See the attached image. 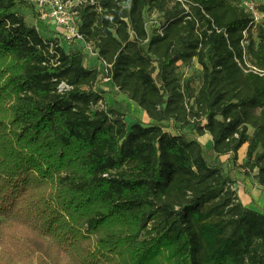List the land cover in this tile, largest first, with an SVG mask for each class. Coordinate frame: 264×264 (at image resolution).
<instances>
[{
	"label": "trees",
	"instance_id": "trees-1",
	"mask_svg": "<svg viewBox=\"0 0 264 264\" xmlns=\"http://www.w3.org/2000/svg\"><path fill=\"white\" fill-rule=\"evenodd\" d=\"M24 5L0 0V264H264V208L184 131L235 164L247 145L238 166L264 189V17L242 0L84 4L101 69ZM154 11L165 23L150 30ZM195 60L198 90L179 72ZM103 78L152 123L107 108Z\"/></svg>",
	"mask_w": 264,
	"mask_h": 264
},
{
	"label": "rangeland",
	"instance_id": "rangeland-1",
	"mask_svg": "<svg viewBox=\"0 0 264 264\" xmlns=\"http://www.w3.org/2000/svg\"><path fill=\"white\" fill-rule=\"evenodd\" d=\"M169 7L173 6V0H167ZM258 5L264 4V0H253ZM22 11L26 14L27 22L31 26H36L38 31L44 38H53L57 34L56 26L50 22L45 21H37L36 15L33 10L27 6H22ZM148 27L151 30L152 28L161 27L165 23V18L163 14H159L158 12H148L146 13ZM56 33V34H55ZM59 35V34H58ZM60 40V38H59ZM62 47L67 51H75L78 48L71 46L67 41L61 40ZM81 50V47H80ZM93 52L88 51L87 63L88 65H94V55ZM95 66H99L96 64ZM100 67V66H99ZM101 68V67H100ZM182 75V84L184 85L188 80L191 81L192 86L195 89H199L202 84L203 71L202 67L198 63V60H195L193 64L190 66L181 67L179 70ZM103 89L105 90V98H106V107L111 108L119 114L125 116V120L128 124H132L134 122H141L144 125L151 124V119L147 116V114L138 107L133 101H131L127 96L123 95L119 89L112 83H104ZM171 132H174L172 128H170ZM184 131L189 134L190 139H198L200 136L193 131V127H187ZM252 133V129H250ZM205 143V140H202ZM204 145V144H203ZM208 145L205 143L204 148L209 158V161L212 165L222 166L223 172L225 175L231 174L232 178L235 179V183L233 184V188L237 191V195L239 201H241L246 207L251 209L256 208H264V189L257 187L256 176L251 174L250 176H246L244 171L240 169L238 165L242 164L246 160V152L247 147H243L238 154L239 160L237 164L232 161L231 157H217L213 155L208 150ZM12 264H17L12 261Z\"/></svg>",
	"mask_w": 264,
	"mask_h": 264
},
{
	"label": "built area",
	"instance_id": "built-area-1",
	"mask_svg": "<svg viewBox=\"0 0 264 264\" xmlns=\"http://www.w3.org/2000/svg\"><path fill=\"white\" fill-rule=\"evenodd\" d=\"M33 6V12L36 15L37 21L52 22L57 31L56 36L50 39L58 40L62 46L61 40L67 41L71 46L77 47L88 55V51L93 52L95 56L94 65L98 64L101 69L103 65L98 63V54L94 51L91 44L86 43L84 35L80 33L81 19H80V8L84 4H95L98 0H26ZM183 1V0H180ZM242 6L247 12L251 14L255 24H259L263 20V14L258 9V4L253 0H242ZM38 29V28H37ZM59 34V35H58ZM245 35L247 33L245 32ZM60 38V40H59ZM48 39V38H47ZM247 44V43H244ZM86 65H88L86 61ZM89 66V65H88ZM105 66V62H104ZM99 67V68H100ZM110 81L108 78H103V82L107 83ZM66 84L60 85V91L69 90Z\"/></svg>",
	"mask_w": 264,
	"mask_h": 264
},
{
	"label": "crops",
	"instance_id": "crops-1",
	"mask_svg": "<svg viewBox=\"0 0 264 264\" xmlns=\"http://www.w3.org/2000/svg\"><path fill=\"white\" fill-rule=\"evenodd\" d=\"M198 140L200 141V142H202V140H205L206 142L205 143H207V145H208V149H210L211 148V145H212V137H211V135H209V134H206V135H204V136H200L199 138H198ZM205 143L203 142V144L205 145ZM246 147H247V145H245ZM244 146V147H245ZM257 173H258V171H256L255 173H254V176H256L257 175ZM256 181H257V187H259V188H261L260 186H259V184H258V180L256 179Z\"/></svg>",
	"mask_w": 264,
	"mask_h": 264
}]
</instances>
